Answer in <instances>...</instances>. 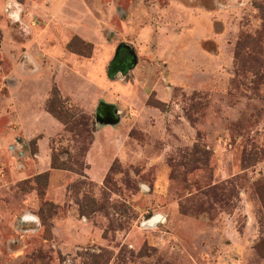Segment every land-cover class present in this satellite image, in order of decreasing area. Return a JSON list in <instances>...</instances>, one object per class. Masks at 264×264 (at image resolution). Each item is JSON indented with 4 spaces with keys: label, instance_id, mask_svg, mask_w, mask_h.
I'll list each match as a JSON object with an SVG mask.
<instances>
[{
    "label": "rangeland",
    "instance_id": "rangeland-1",
    "mask_svg": "<svg viewBox=\"0 0 264 264\" xmlns=\"http://www.w3.org/2000/svg\"><path fill=\"white\" fill-rule=\"evenodd\" d=\"M15 3L22 12L13 22L15 5L0 0V135L25 142L32 125L18 121L16 100L34 105L45 132L33 129L22 145L24 164L38 162V143L50 163L54 153L78 174L57 204L46 195L49 173L38 183L34 172L18 180L5 170L3 178L0 161V264H264V0ZM13 42L10 60L3 54ZM120 44L136 56L124 71L112 66ZM95 69L101 88L89 76ZM27 73L35 76L24 84L37 80L11 93L8 83ZM54 90L61 119L46 108ZM136 94L161 117L136 114ZM101 102L121 111L126 149L138 157L115 160L97 184L85 174V149ZM48 115L60 130L38 119ZM101 132L95 167L112 137ZM27 214L39 222H22Z\"/></svg>",
    "mask_w": 264,
    "mask_h": 264
},
{
    "label": "crops",
    "instance_id": "crops-1",
    "mask_svg": "<svg viewBox=\"0 0 264 264\" xmlns=\"http://www.w3.org/2000/svg\"><path fill=\"white\" fill-rule=\"evenodd\" d=\"M33 25L34 24H32L31 26H28V28H23V30L26 31L25 29H30V27H32ZM62 30H66V32L69 31L67 28H63ZM54 31L55 30L49 32V37L52 39H54L52 37V33ZM62 38H63V36L60 39H54V40H56L58 42L59 40L61 41ZM5 44H8V42L3 38L2 42H1L2 50L5 47ZM34 44H36L37 47H39V44L37 41ZM16 45H17V43L13 42V43H11L10 47H8L7 49L5 48L4 52L6 54H3V56L12 55V56H9V59L10 60L14 59L15 53H11L10 50H11V48L14 49L16 47ZM24 45H26L25 46L26 50H24L25 51L24 53L26 56L27 55L29 56L33 52V49L31 50L32 43L24 44ZM59 49H60V47L56 45L52 49H49V50L52 52H58ZM61 54L65 55L64 52H61ZM30 57H31V55H30ZM99 60H100V58H98L97 61L95 62V64H93L92 66H94V65L97 66L99 64ZM92 66H90V67H92ZM112 66H114V65H112ZM118 70H120V69H118ZM118 70H116V72H118ZM94 71H91V73H89V76L94 77L93 79H95V81H97V82L93 81V83L96 85L97 88H101V84L104 83V81H106V80H104L103 75L100 74L98 69H95ZM111 71H112V68H109L108 73H109L110 78H112ZM7 75H8V77H13V73H9ZM34 76H35L34 73H27L26 76H24L26 78H23V79L18 78L14 81H10L11 83H8V84H11L10 86L8 85V87L10 88V92L11 93L17 92V96H18V94L21 92V90H23L24 88H26L27 85H30L37 80V79H35L32 82H28L27 84H24L25 81H28L30 77H34ZM115 89L117 91L126 92V91H128V86L117 83L115 85ZM17 96H16V98H17ZM143 98L144 97L142 96L140 99L143 100ZM133 99L136 102L134 105L136 108V114L138 111V114L139 113L140 114L145 113L147 115V117L149 115H153L155 117H159V116L161 117L158 109H156V108H152V109L147 110V111L144 110L146 108H144V107L141 108V105H140L141 101H136V100H139V94L134 95ZM16 101L19 102V105L17 106V108L19 110L20 109L24 110L23 112L18 113V116H17L18 121L19 122H21V121L25 122V124L30 123L32 125V127L27 128L29 133H28V135L25 134L24 139L26 141H29L30 139H32L35 136V134L31 133V132L35 128H37L38 130L40 129L39 132H45L44 128L41 129L39 126L37 127L36 122H34L37 119L36 118L37 114L34 111V105L29 106L25 103V101H20L18 98ZM103 103H106V102H103ZM88 104H89V102H88ZM106 104H111V103H106ZM111 105H113V104H111ZM117 111L121 112L120 110H117ZM38 119L39 120L44 119L51 126L60 130V124L57 123L51 116L48 115V116H44L43 118L38 117ZM120 123H121L120 118H119L118 122L114 123L113 125L112 124H99V123H97V127L93 131L92 142L89 145V148L87 149L86 154H85L86 165H87L85 174L88 177V179L91 180L92 182H95L97 184H101L103 179L106 177V174L110 170L112 163L115 160L120 159V160L124 161L127 158L136 159L138 157L136 152H134V151L132 152L131 150L126 149V144L129 140V135H128L129 131L126 130L125 125L119 126ZM100 126H102L101 129H99ZM114 129L117 130L116 134H115V132H113ZM100 131H102L103 133L106 132L107 135L112 134V135H110L112 137H109L107 144H106V147L108 148L109 154L105 158L103 166L102 167H95L90 158H91V151L95 147L96 136L100 133ZM35 133L37 134V132H35ZM12 138H13V136L8 134L7 132H4L2 135H0V161L1 162L4 161L1 176L4 178L5 170H7L8 171L7 174L10 175L11 177H14L18 180H24V179L28 178V174L30 172H34L33 175L35 176L37 174H40L42 172L47 171L49 173V184H48V189L46 191V195H47V197H49L50 200H53L55 203L62 204L65 201V188L68 184H70L72 181H74L76 179L77 176L75 175V173L68 171L66 169L51 167L50 159L48 156V147L44 150V152L40 153L38 143H37V146H38V152H37L38 162L33 161L32 164H30V163L24 164L25 161H23L24 160L23 158L26 157V153H25L26 150H21V148H23L22 145L26 144V141L23 142L22 144L19 143V141L15 143V142H12ZM99 145L101 147L104 146L102 144V142H99ZM113 145H114V148L112 149ZM17 151H18V154H20L21 156L20 155L17 156ZM15 160H17V161H15ZM14 161L17 165H19L18 170L14 168V167H16ZM20 167H22V168H20ZM50 179H53L57 183L51 184ZM21 219H22V222H29L28 220H24L23 217H21Z\"/></svg>",
    "mask_w": 264,
    "mask_h": 264
},
{
    "label": "water",
    "instance_id": "water-1",
    "mask_svg": "<svg viewBox=\"0 0 264 264\" xmlns=\"http://www.w3.org/2000/svg\"><path fill=\"white\" fill-rule=\"evenodd\" d=\"M121 49L130 50V52L132 54L131 64L127 65V67H131L132 65H134L136 63V56H135L134 52L130 49V47L128 45L120 44L115 50V55ZM125 68H123L121 70L124 71ZM119 118L120 117H119L117 109L111 104H106V103L101 102V103H99V105L96 108V113H95V121H96V123H99V124H112L113 125L114 123L118 122ZM142 188H145V186L142 185ZM22 217L24 218L25 215H23ZM142 223L143 224H147L148 221L146 220V221H143Z\"/></svg>",
    "mask_w": 264,
    "mask_h": 264
},
{
    "label": "trees",
    "instance_id": "trees-1",
    "mask_svg": "<svg viewBox=\"0 0 264 264\" xmlns=\"http://www.w3.org/2000/svg\"><path fill=\"white\" fill-rule=\"evenodd\" d=\"M56 97H58V92L57 91H52V93H51V96H50V98H49V100H48V102L46 103V108H47V110L49 111V112H51L54 116H56L57 118H62V111H61V108L60 107H55V102H56ZM71 121H69V120H64L63 121V124H64V126L65 127H67L68 126V124L70 123ZM91 142H92V138L90 139V141L88 142V144L90 145L91 144ZM89 145H87V147H86V151H87V149L89 148ZM53 150V149H52ZM51 167H53V168H60V169H66V170H68V171H71V172H75V173H77L78 174V172L76 171V170H74L73 168H69V167H66V165H64V163H60V162H58V160L56 159V154H52V156H51ZM113 166L111 165V167H110V169L112 168ZM41 176H46V178H47V176H48V172L47 171H45V172H42V173H40V174H37L36 176H35V180H36V183H38L37 182V180L41 177Z\"/></svg>",
    "mask_w": 264,
    "mask_h": 264
},
{
    "label": "clouds",
    "instance_id": "clouds-1",
    "mask_svg": "<svg viewBox=\"0 0 264 264\" xmlns=\"http://www.w3.org/2000/svg\"><path fill=\"white\" fill-rule=\"evenodd\" d=\"M12 5H15V11L10 13V19L13 22H16L20 20V13L22 12V7L19 4L15 3V0H11V4L9 5V7H11ZM23 219L28 221H35L37 223L39 222V218L32 214L25 215Z\"/></svg>",
    "mask_w": 264,
    "mask_h": 264
},
{
    "label": "flooded vegetation",
    "instance_id": "flooded-vegetation-1",
    "mask_svg": "<svg viewBox=\"0 0 264 264\" xmlns=\"http://www.w3.org/2000/svg\"><path fill=\"white\" fill-rule=\"evenodd\" d=\"M122 51H125L126 56H127V60L122 58ZM131 59H132V54L130 52V50H126V49H121L119 50L116 55L113 58V64L114 66L117 65V69H122L121 66H124L125 64H130L131 63Z\"/></svg>",
    "mask_w": 264,
    "mask_h": 264
}]
</instances>
